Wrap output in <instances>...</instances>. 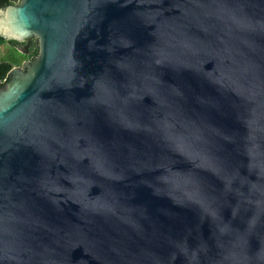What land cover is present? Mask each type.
Here are the masks:
<instances>
[{
	"label": "water",
	"instance_id": "obj_1",
	"mask_svg": "<svg viewBox=\"0 0 264 264\" xmlns=\"http://www.w3.org/2000/svg\"><path fill=\"white\" fill-rule=\"evenodd\" d=\"M40 54L0 86V264H264V0H20Z\"/></svg>",
	"mask_w": 264,
	"mask_h": 264
},
{
	"label": "trees",
	"instance_id": "obj_2",
	"mask_svg": "<svg viewBox=\"0 0 264 264\" xmlns=\"http://www.w3.org/2000/svg\"><path fill=\"white\" fill-rule=\"evenodd\" d=\"M18 2H20V0H0V9L10 6L12 4H17ZM6 42V40H4L1 36H0V43H4ZM10 42L12 44L19 45L20 42L15 41V40H10ZM24 54L23 56L27 57L29 55H32L33 57H38L40 54V45H38L34 40L29 43L28 45H26L25 49L23 50ZM21 61L20 59L16 58L13 61H9V60H2L0 61V84L3 85L5 83V80L8 79V73L10 72V70L14 67V66H19Z\"/></svg>",
	"mask_w": 264,
	"mask_h": 264
},
{
	"label": "rangeland",
	"instance_id": "obj_3",
	"mask_svg": "<svg viewBox=\"0 0 264 264\" xmlns=\"http://www.w3.org/2000/svg\"><path fill=\"white\" fill-rule=\"evenodd\" d=\"M24 42V41H23ZM23 42H20L19 45H14L10 42V40L4 42V43H0V61L2 60H9V61H13L14 59L18 58L20 59L22 64L24 61H33L34 59H36L35 57H33L32 55L29 56H23L24 51H23Z\"/></svg>",
	"mask_w": 264,
	"mask_h": 264
},
{
	"label": "flooded vegetation",
	"instance_id": "obj_4",
	"mask_svg": "<svg viewBox=\"0 0 264 264\" xmlns=\"http://www.w3.org/2000/svg\"><path fill=\"white\" fill-rule=\"evenodd\" d=\"M35 41L38 45H39V40H38V38H31V39H28V40H25L23 43V46H24V48H23V50L25 49V47H26V45H28L29 43H31L32 41ZM0 86H2L1 84H0Z\"/></svg>",
	"mask_w": 264,
	"mask_h": 264
}]
</instances>
